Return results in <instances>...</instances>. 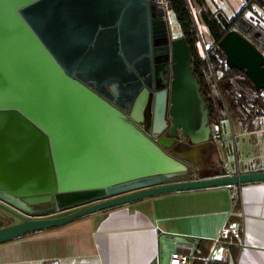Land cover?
<instances>
[{"label": "water", "instance_id": "1", "mask_svg": "<svg viewBox=\"0 0 264 264\" xmlns=\"http://www.w3.org/2000/svg\"><path fill=\"white\" fill-rule=\"evenodd\" d=\"M166 16L158 0H0V207L22 219L0 243L164 193L264 181L190 177L183 152L211 145L212 119ZM219 46L264 89L260 46L237 29Z\"/></svg>", "mask_w": 264, "mask_h": 264}, {"label": "crops", "instance_id": "2", "mask_svg": "<svg viewBox=\"0 0 264 264\" xmlns=\"http://www.w3.org/2000/svg\"><path fill=\"white\" fill-rule=\"evenodd\" d=\"M255 169L264 166L241 172ZM230 221L239 230L224 240L227 264H264V181L169 192L100 210L0 243V264H166L175 251L207 255Z\"/></svg>", "mask_w": 264, "mask_h": 264}, {"label": "rangeland", "instance_id": "3", "mask_svg": "<svg viewBox=\"0 0 264 264\" xmlns=\"http://www.w3.org/2000/svg\"><path fill=\"white\" fill-rule=\"evenodd\" d=\"M206 4L215 13L219 21L221 20L220 13L227 17H233L235 15V9L240 12L245 8L244 11H241L242 16L246 20L254 22L264 33V8L258 6L252 0H206ZM192 7L198 21L200 35V39L196 43V52L199 56L206 58L208 51L212 49L215 41L210 29L201 20V6L193 2ZM173 19L179 32L178 35H174L173 37L183 36V32L174 14ZM207 76L211 82V96L214 99L211 102L213 105L212 109L217 115V120L213 122L220 124L223 132L229 135H231L230 129L233 126L239 136L237 138L236 148L233 143L225 146L220 142L212 141L210 145V158L206 161L207 167L205 168L197 162H191L196 170L190 169V177H200L202 172H205L203 170H207L211 174L215 173L216 169L224 167L226 161H230L237 167V156L240 166L238 170L240 172L241 170L244 171L245 169L264 166V111L258 108L253 112L249 107L243 106L239 102L241 95H245L249 101L257 96V90L254 88V84L246 74H238L225 78L224 70L213 71ZM251 126L256 129L251 131ZM221 149L226 150L227 155L225 157L220 152ZM74 210L57 211L51 216L68 214ZM13 219L15 217L8 216V214L0 215V227L13 224Z\"/></svg>", "mask_w": 264, "mask_h": 264}, {"label": "trees", "instance_id": "4", "mask_svg": "<svg viewBox=\"0 0 264 264\" xmlns=\"http://www.w3.org/2000/svg\"><path fill=\"white\" fill-rule=\"evenodd\" d=\"M169 8L172 9L174 17L179 24L183 35L189 41L193 50V67L195 68V74L199 78L201 89L205 95L211 113L212 122L217 120V115L212 109L213 105L211 102L214 101L211 96V82L208 80V74L213 71L224 70V77H232L234 75L242 74L243 72L237 68H229L226 64V55L222 48L219 46L221 38L225 34V30L222 27V23L218 20L215 13L206 4V0H166ZM258 6L264 8V0H252ZM199 4L202 8L200 17L201 20L208 26L210 32L214 38V46L208 51V57L204 58L198 55L196 52V43L200 39L199 26L196 19V15L193 11L192 3ZM245 9V8H244ZM241 10V11H244ZM241 11L239 14H241ZM239 102L243 106L249 107L251 111H256L260 108L264 111V89L257 90V96L253 100L249 101L245 95L239 97ZM246 110V109H244ZM256 128L251 126L250 130H255ZM224 157L227 155L225 149L220 150ZM222 169V168H221ZM221 169H216L215 173H209L207 170H203L200 177H211L216 176L221 173ZM251 171H258L257 169ZM202 247V246H201ZM206 252L207 249L203 248ZM202 252V253H205ZM208 253V252H206ZM205 253V254H206Z\"/></svg>", "mask_w": 264, "mask_h": 264}, {"label": "built area", "instance_id": "5", "mask_svg": "<svg viewBox=\"0 0 264 264\" xmlns=\"http://www.w3.org/2000/svg\"><path fill=\"white\" fill-rule=\"evenodd\" d=\"M158 2L167 9V20L170 24V30L172 37L174 36L172 26H173V11L169 8V5L166 0H158ZM208 57V53H207ZM238 134L234 130L233 126L231 127V135L225 134L220 126V124L212 122V139L215 142H220L222 145L235 144L237 142ZM237 156V150H236ZM237 167L234 166L230 161L224 163L223 169L225 174L238 173L240 170L238 156H237ZM235 164V165H236ZM239 230V224L236 221H230L225 224L221 230V233L218 237L214 238L213 246L210 252L207 255H199L191 252H182L175 251L170 254L169 260L166 264H194V261L200 260L203 264H227V257L225 255L226 248L224 247V240L229 238L231 234L237 233Z\"/></svg>", "mask_w": 264, "mask_h": 264}, {"label": "flooded vegetation", "instance_id": "6", "mask_svg": "<svg viewBox=\"0 0 264 264\" xmlns=\"http://www.w3.org/2000/svg\"><path fill=\"white\" fill-rule=\"evenodd\" d=\"M227 24L228 26H225V24L220 21L222 23V27L225 30V34L233 29H237L238 31H240L244 36H247L249 39H251L257 46H260L259 48L264 52V38L261 35V33H263V31H261L254 22L246 20L244 16H242V14H239V11H235V15L233 17H227ZM259 31V33L256 34V37H254V34ZM261 32V33H260ZM224 34V35H225ZM171 37H172V33H171ZM174 38V37H172ZM243 72V71H242ZM242 74H245L244 72ZM147 88V93L150 95L152 93V90L149 87H145ZM144 129L147 130L148 132H151V130L149 128H147L146 122H144L143 125ZM181 144H183V140L181 138H177L173 147L175 148L177 146H180ZM46 205H42L39 207H44ZM13 207V206H12ZM15 210H17L18 212H20L21 214H24L27 217H42V216H51L54 212H49L47 214H43V215H39V214H28L25 213L15 207H13ZM4 214H8V216H13L15 217L14 223H17L19 221H21L22 219H20L17 215L9 212V210H5L4 208H0V215H4ZM54 215V214H53ZM10 225V224H9ZM7 226V225H6ZM3 227V226H1Z\"/></svg>", "mask_w": 264, "mask_h": 264}, {"label": "bare ground", "instance_id": "7", "mask_svg": "<svg viewBox=\"0 0 264 264\" xmlns=\"http://www.w3.org/2000/svg\"><path fill=\"white\" fill-rule=\"evenodd\" d=\"M173 18V17H172ZM172 30L174 35H178V27L173 19ZM184 156L188 157L191 160H194L197 163H200L202 166L206 164L208 158H210L211 150L209 144H205L203 146H197L193 149H186L183 152Z\"/></svg>", "mask_w": 264, "mask_h": 264}]
</instances>
